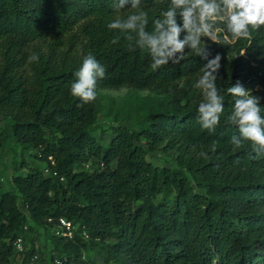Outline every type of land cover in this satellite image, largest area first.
Instances as JSON below:
<instances>
[{"label": "trees", "instance_id": "16d2710c", "mask_svg": "<svg viewBox=\"0 0 264 264\" xmlns=\"http://www.w3.org/2000/svg\"><path fill=\"white\" fill-rule=\"evenodd\" d=\"M116 2L0 0V117L8 121L0 151L10 139L22 158L12 164V189L0 184V264L34 256L36 264H95L89 250L104 264H264V156L252 159L250 144L233 151L238 128L227 122L236 99L227 89L237 81L259 97L264 116V26L234 40L219 24L224 45L202 37L208 58L221 56L216 85L224 97L209 133L196 119L206 60L186 48V59L153 70L147 49L129 51L122 34L111 42L118 30L110 22L142 10L151 32L170 0L119 12ZM89 54L106 71L95 100L83 103L70 90ZM124 88L154 96L130 106L122 124L116 114L105 142V131L92 133L98 90ZM157 151L170 162L149 160ZM26 152L41 166L23 168ZM60 218L71 222L70 236ZM38 228L49 247L31 241Z\"/></svg>", "mask_w": 264, "mask_h": 264}, {"label": "clouds", "instance_id": "9594fccd", "mask_svg": "<svg viewBox=\"0 0 264 264\" xmlns=\"http://www.w3.org/2000/svg\"><path fill=\"white\" fill-rule=\"evenodd\" d=\"M129 3L132 9L141 7V0H117L113 8L119 12ZM162 17L154 21L151 32L146 30L148 14L145 11H137L126 19L117 18L107 25L109 29L118 30V35L111 42L117 43L122 34L129 51L147 49L153 70L170 61L175 64L186 59V48L206 60L201 69L202 75L195 83L203 94L196 119L202 129L214 133L224 111V97L216 85L221 56L216 54L209 59L205 45L201 46L202 37L224 45L220 37L222 29L218 27L223 24L234 40L250 39L253 32L264 26V0H170ZM181 33H184L183 38ZM37 60L36 53L29 57L30 62ZM105 71L93 55H87L75 73L77 79L71 85V94L83 103L95 100L97 80L105 77ZM227 91L236 97L233 110L227 117V122L236 126L239 133L230 138L233 151L250 144L251 151L255 153L252 159L264 156V116L261 115L259 97L252 95L239 81ZM217 146L213 142L211 151L215 152Z\"/></svg>", "mask_w": 264, "mask_h": 264}, {"label": "rangeland", "instance_id": "374dc122", "mask_svg": "<svg viewBox=\"0 0 264 264\" xmlns=\"http://www.w3.org/2000/svg\"><path fill=\"white\" fill-rule=\"evenodd\" d=\"M148 96H154L147 90H132V89H120V90H98V115L97 122L92 131L93 134L98 135L101 131L106 132L105 142L109 139L108 133L109 126L115 124V116L118 114V124H122L128 118L126 112L130 106L138 105L141 101L146 100ZM156 99V98H155ZM131 110V108L129 109ZM122 117V118H121ZM131 122L134 119L131 117ZM8 125V121L5 118L0 117V126L4 127ZM21 151L19 146L13 140H6L2 150L0 151V184L3 190L12 189V185L9 182V177L13 172V162L19 163L21 161ZM148 159L158 165L168 164L170 158L157 151L153 155H149ZM41 166V163L37 162V159L29 155L26 152L23 156V168L30 166ZM96 167V163L92 165H85L82 168L91 170ZM38 234H31V241L37 248H43L44 245L49 247L48 236L44 233L42 228L37 229ZM86 258H90L95 264H104L98 254L94 250L85 252Z\"/></svg>", "mask_w": 264, "mask_h": 264}, {"label": "built area", "instance_id": "2783aa9c", "mask_svg": "<svg viewBox=\"0 0 264 264\" xmlns=\"http://www.w3.org/2000/svg\"><path fill=\"white\" fill-rule=\"evenodd\" d=\"M45 171H47V168H45ZM59 223L61 228H64L66 231H63V235H71V222L60 218ZM14 245L16 246L17 250L22 251L23 250V242H22V237H17L16 240L14 241ZM29 264H36L35 262V256L30 260Z\"/></svg>", "mask_w": 264, "mask_h": 264}]
</instances>
